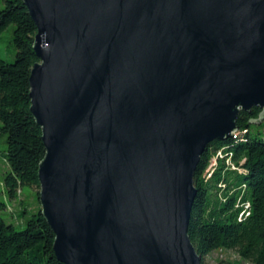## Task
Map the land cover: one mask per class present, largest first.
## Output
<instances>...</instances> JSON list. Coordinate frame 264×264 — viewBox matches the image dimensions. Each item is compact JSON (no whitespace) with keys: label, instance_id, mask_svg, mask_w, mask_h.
<instances>
[{"label":"water","instance_id":"95a60500","mask_svg":"<svg viewBox=\"0 0 264 264\" xmlns=\"http://www.w3.org/2000/svg\"><path fill=\"white\" fill-rule=\"evenodd\" d=\"M42 214L64 264H202L205 150L263 110L264 0H23Z\"/></svg>","mask_w":264,"mask_h":264},{"label":"trees","instance_id":"16d2710c","mask_svg":"<svg viewBox=\"0 0 264 264\" xmlns=\"http://www.w3.org/2000/svg\"><path fill=\"white\" fill-rule=\"evenodd\" d=\"M3 3L0 35L10 25L15 26L16 56L13 62L0 60V132L7 138L5 160L9 166L0 183V264H64L55 255L56 236L40 203L39 170L46 148L42 129L31 113L30 98V77L39 62L33 47L38 30L23 0ZM262 112L259 107L241 111L233 138L213 142L201 157L194 177L197 196L189 237L202 264L218 251H234L244 261L264 264V137L261 131H252L253 121ZM259 125L264 129V123ZM219 151L225 159L218 160L208 179L205 173ZM24 187L37 190L39 207L24 220L25 228L19 231L4 219L3 212L8 207L1 196L17 200ZM21 206L19 220L29 212L24 202Z\"/></svg>","mask_w":264,"mask_h":264},{"label":"rangeland","instance_id":"374dc122","mask_svg":"<svg viewBox=\"0 0 264 264\" xmlns=\"http://www.w3.org/2000/svg\"><path fill=\"white\" fill-rule=\"evenodd\" d=\"M4 6L3 0H0V8ZM15 26L10 25L5 31H3L0 35V60L13 62L16 56V48L13 43V35H14ZM0 126L1 122H0ZM264 126V125H263ZM253 133L261 131V136L264 137V129L259 124L252 125ZM238 132V131H236ZM235 132V134H236ZM243 133V132H241ZM6 136L0 132V183L3 180V176L9 171L8 163L5 160V152L7 150V143H6ZM220 152V153H219ZM218 152L217 159L211 161L210 168L206 171L205 176L206 178H210L212 175L211 173L215 170L218 165V160H224L225 154ZM222 156V158H221ZM215 158V157H214ZM228 165H231L228 163ZM235 169V167H232ZM242 172V170H241ZM3 187L1 186V189ZM36 192L35 188L24 187L22 193L19 195L17 200H10L6 194L1 196V199L6 202L7 210L3 212L4 219L10 223L14 224L17 230H23L25 228L24 220L29 219L32 215V212L36 211L39 207V204L36 199ZM24 202L28 207V213L24 216L23 219H18V214L22 209L21 203ZM221 261H230L240 264H252L251 262L244 261L240 258V256L234 251H227V252H214L211 255L205 258L206 264H219Z\"/></svg>","mask_w":264,"mask_h":264},{"label":"built area","instance_id":"2783aa9c","mask_svg":"<svg viewBox=\"0 0 264 264\" xmlns=\"http://www.w3.org/2000/svg\"><path fill=\"white\" fill-rule=\"evenodd\" d=\"M217 155H218V154H216V158H215L214 160H216V159H217ZM227 162L229 163V160H227Z\"/></svg>","mask_w":264,"mask_h":264},{"label":"bare ground","instance_id":"6f19581e","mask_svg":"<svg viewBox=\"0 0 264 264\" xmlns=\"http://www.w3.org/2000/svg\"><path fill=\"white\" fill-rule=\"evenodd\" d=\"M234 135H235V133H234Z\"/></svg>","mask_w":264,"mask_h":264}]
</instances>
